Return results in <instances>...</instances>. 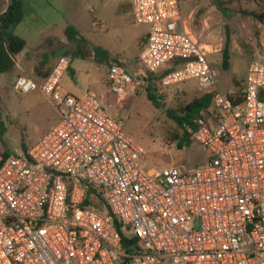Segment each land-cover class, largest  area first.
<instances>
[{"label":"built area","instance_id":"built-area-1","mask_svg":"<svg viewBox=\"0 0 264 264\" xmlns=\"http://www.w3.org/2000/svg\"><path fill=\"white\" fill-rule=\"evenodd\" d=\"M131 13L148 26L144 75L113 64L108 91L124 98L182 61L160 85L195 79L212 94L192 133L208 159L149 163L97 95L60 92L66 56L41 87L18 76V94L39 89L60 117L26 153L0 154V264H264V53L238 92L223 94L179 0H132Z\"/></svg>","mask_w":264,"mask_h":264},{"label":"rangeland","instance_id":"rangeland-1","mask_svg":"<svg viewBox=\"0 0 264 264\" xmlns=\"http://www.w3.org/2000/svg\"><path fill=\"white\" fill-rule=\"evenodd\" d=\"M118 1L24 0L25 15L23 21L15 27L14 33L27 41L37 39L40 42L35 50L27 47L28 52L31 51V58L23 66L24 70L41 87L44 79L34 72L38 61L36 58L38 57L39 63L45 61V70L52 68L62 56L68 57L73 73L63 75L60 92L78 96L89 91L97 95L107 113L122 124L124 133L145 150L146 159L152 165L183 166L187 169L202 165L208 159L209 152L197 141L193 140L183 149H178L176 145L169 146L165 142L167 135L183 133L182 128L167 112L171 110L177 116H183L181 109L204 95L197 80L190 79L163 88L159 84L160 74H146L143 86L127 92L124 98H119L108 91L105 82L106 66L97 64L90 57L93 46L102 44L107 38H115L118 33V26H115ZM122 1L129 7L120 16L124 24L122 28L133 31L131 1ZM218 2L222 4L225 16L222 14L218 19L220 24L215 40L206 43L211 45L207 49L212 51L209 61L216 73L217 90L230 94L238 92L241 82L246 78L250 61L264 53V24L255 18L264 11V0ZM8 3L9 0H0V12ZM26 8L31 11L28 12ZM97 18L112 26L106 27ZM68 26L79 31L84 41L68 42L65 35ZM194 28L196 31L199 29L196 24ZM227 40L230 61L229 69L224 70L222 50ZM125 41L123 40V45H127L128 42ZM120 65L132 76L138 67L133 59L121 62ZM10 78L7 72L0 77V109L4 127L0 136V154H19L23 152V146L31 148L60 117L52 102L39 89L18 94ZM156 96L162 98L155 101Z\"/></svg>","mask_w":264,"mask_h":264},{"label":"trees","instance_id":"trees-1","mask_svg":"<svg viewBox=\"0 0 264 264\" xmlns=\"http://www.w3.org/2000/svg\"><path fill=\"white\" fill-rule=\"evenodd\" d=\"M222 5L221 3L219 4ZM224 12V11H222ZM25 15V3L24 0H9L6 9L0 12V74L10 72L14 70L15 57L21 53L26 46L24 38L14 33L15 27L23 20ZM257 21L264 24V11L258 14L256 17ZM65 35L68 42L84 41V38L80 35L74 27L68 26L65 29ZM94 60L99 65H110L111 56L107 50L100 46H93ZM230 51L229 42H225V47L222 50V68L224 70L229 69ZM182 61L174 60L169 67H167L158 76L159 84L162 77L173 71L178 64ZM45 61L38 63L34 67L35 74L41 79H45L51 72L52 68L43 69ZM110 68V67H109ZM212 94H204L203 96L196 98L189 106L181 109L183 116H177V114L171 110L167 112V115L175 121L183 133L181 135L175 134L173 136L167 135L165 142L169 145H176L178 149H183L186 145L190 144L192 139V133L194 131V119L200 114L201 111H208L212 108ZM161 96H156L155 101L161 99ZM2 112L0 109V136L3 134L4 127L1 120ZM29 148L23 146L22 151L27 152ZM10 153H4L9 155Z\"/></svg>","mask_w":264,"mask_h":264},{"label":"crops","instance_id":"crops-1","mask_svg":"<svg viewBox=\"0 0 264 264\" xmlns=\"http://www.w3.org/2000/svg\"><path fill=\"white\" fill-rule=\"evenodd\" d=\"M179 2H180V9H181L182 15L189 21L190 27L193 30V32L197 36L203 38L205 42L206 41L213 42L216 37V31L218 29V25L220 24V22H218L219 21L218 19L221 18L222 14H223L222 16H225L224 14L225 11L222 12L223 9L219 5L218 0H187V1L179 0ZM125 4L126 3H124V1L119 0L118 6L116 8L117 18L115 17V21H116L115 26H118L117 28L118 33L115 36L116 39L114 37L111 39L107 38L103 41L102 44L96 45V46H100L104 48L105 50H107L112 58L109 66L103 65V66H106L105 78H107V74H108V70L110 66H112L113 64H117L121 67L120 63L128 62L129 59H133L138 66L135 71V74L144 75V72L142 71V66L138 60V56L140 53V42L146 37L148 33V26L147 25H137V24L132 23L134 27L133 31L124 30L122 28V26L124 27V24L121 21L122 17L120 16L123 13H125L127 10H129L128 5H125ZM26 10L28 12L31 11L30 8H26ZM97 19L101 23L103 22L106 27L112 26L110 23L105 22L104 20H101L100 18H97ZM94 24H96V22ZM195 24L196 26L199 27L198 31H196V29L194 28ZM123 40H126L125 41L126 43L128 42L127 45H123ZM25 41H26L25 49L15 57L16 66L14 70L7 72V74L10 75L11 77L10 79L12 82H14L18 76H21V75L28 76L23 67V66H26V62L30 60L31 58L30 57L31 51H29L30 52L29 53L27 50V47L29 46L31 50H35L36 47L40 44V42L37 39L36 40L31 39L30 41H27V40ZM211 54H212V51L209 50L208 59ZM90 57L94 60L93 51ZM36 60H38L37 61V64H38L39 63L38 57L36 58ZM54 65L55 63L53 64V67ZM67 72L73 73L72 65H70V68ZM4 74L5 73L0 74V77Z\"/></svg>","mask_w":264,"mask_h":264},{"label":"bare ground","instance_id":"bare-ground-1","mask_svg":"<svg viewBox=\"0 0 264 264\" xmlns=\"http://www.w3.org/2000/svg\"><path fill=\"white\" fill-rule=\"evenodd\" d=\"M208 47H210V46H208Z\"/></svg>","mask_w":264,"mask_h":264}]
</instances>
